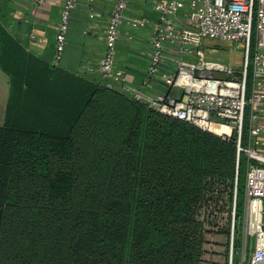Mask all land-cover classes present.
<instances>
[{
  "label": "trees",
  "instance_id": "obj_1",
  "mask_svg": "<svg viewBox=\"0 0 264 264\" xmlns=\"http://www.w3.org/2000/svg\"><path fill=\"white\" fill-rule=\"evenodd\" d=\"M0 67V264H196L193 206L207 177L235 180V142L48 65L1 22Z\"/></svg>",
  "mask_w": 264,
  "mask_h": 264
},
{
  "label": "built area",
  "instance_id": "obj_2",
  "mask_svg": "<svg viewBox=\"0 0 264 264\" xmlns=\"http://www.w3.org/2000/svg\"><path fill=\"white\" fill-rule=\"evenodd\" d=\"M36 8L52 0H24ZM90 0L89 17L97 14ZM132 0H116L107 20L104 55L96 71L104 85L164 114L184 121L200 130L234 141L237 164L242 155L248 159L246 175L247 227L252 238L249 253L240 264H264V0H162L155 6L157 20L128 14ZM77 0H63L56 32L55 62L65 51L72 11ZM182 10L195 28H185L176 19ZM151 25L152 52L143 79L149 86L156 78L169 90L179 92L172 97L150 95L133 88L126 72L117 67L118 43L122 29L139 30ZM32 41H39L31 34ZM206 40L241 46L244 63L241 71L208 61L202 50ZM167 61L173 74L163 73ZM92 71V70H91ZM255 215V218L253 219Z\"/></svg>",
  "mask_w": 264,
  "mask_h": 264
},
{
  "label": "crops",
  "instance_id": "obj_3",
  "mask_svg": "<svg viewBox=\"0 0 264 264\" xmlns=\"http://www.w3.org/2000/svg\"><path fill=\"white\" fill-rule=\"evenodd\" d=\"M62 1L52 0L49 4L36 8L31 2L24 0H0V22L13 39L35 58L92 83L104 85L96 68L104 55L105 28L116 0H94L93 7L97 14L95 20L89 17L90 0H77L71 14L65 51L62 59L56 63L55 36ZM160 1L162 0H132L128 14L145 18L152 24L157 20L155 6ZM181 1L184 5L190 3V0ZM176 20L185 28H195L185 10L181 11ZM150 23L139 30H129L127 27L122 29L117 67L126 72L127 82L133 88L152 96L164 94L177 98L179 92L169 90L160 78H156L149 86L143 85L153 48ZM31 34L36 35L39 41H32ZM202 50L208 61L220 62L236 71H241L243 67L244 51L241 46L206 40ZM162 72L173 74L175 69L167 61ZM10 92V77L0 67V127L6 124Z\"/></svg>",
  "mask_w": 264,
  "mask_h": 264
},
{
  "label": "rangeland",
  "instance_id": "obj_4",
  "mask_svg": "<svg viewBox=\"0 0 264 264\" xmlns=\"http://www.w3.org/2000/svg\"><path fill=\"white\" fill-rule=\"evenodd\" d=\"M215 134V133H213ZM220 137L219 135L215 134ZM242 155L243 163L245 165ZM247 158V157H246ZM237 160V155H236ZM240 166L236 162V178L207 177L208 187L193 206L191 249L197 256L196 264H240L249 253L247 246L252 241L246 235V192L238 200V177ZM249 166L244 167V185ZM246 187V186H245ZM239 204V205H238ZM238 205V207H237ZM27 239L18 234L11 239L15 245Z\"/></svg>",
  "mask_w": 264,
  "mask_h": 264
},
{
  "label": "bare ground",
  "instance_id": "obj_5",
  "mask_svg": "<svg viewBox=\"0 0 264 264\" xmlns=\"http://www.w3.org/2000/svg\"><path fill=\"white\" fill-rule=\"evenodd\" d=\"M255 218V215H254V217H253V219Z\"/></svg>",
  "mask_w": 264,
  "mask_h": 264
}]
</instances>
